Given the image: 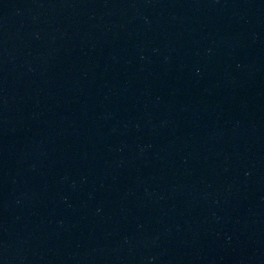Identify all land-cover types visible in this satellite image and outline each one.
<instances>
[{"label": "water", "instance_id": "1", "mask_svg": "<svg viewBox=\"0 0 264 264\" xmlns=\"http://www.w3.org/2000/svg\"><path fill=\"white\" fill-rule=\"evenodd\" d=\"M0 264H264V0H0Z\"/></svg>", "mask_w": 264, "mask_h": 264}]
</instances>
